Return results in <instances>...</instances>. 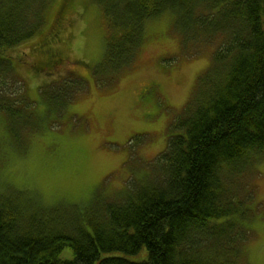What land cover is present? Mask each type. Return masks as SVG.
I'll return each mask as SVG.
<instances>
[{
	"label": "trees",
	"instance_id": "trees-1",
	"mask_svg": "<svg viewBox=\"0 0 264 264\" xmlns=\"http://www.w3.org/2000/svg\"><path fill=\"white\" fill-rule=\"evenodd\" d=\"M70 2L0 0V115L12 142L22 143L42 118L28 110L21 86L8 90L22 81L5 50L38 33L54 7L37 44L44 65L53 63L62 54L42 40L59 35ZM89 2L106 23L104 50L91 74L98 89L133 66L145 22L165 12L181 50L212 51L210 67L169 124L165 150L116 199L83 208L42 206L25 192L0 191V264H248L242 244L264 155V0ZM64 79L62 92L47 84L46 113L60 112L87 87L80 76ZM142 251L143 261L129 259Z\"/></svg>",
	"mask_w": 264,
	"mask_h": 264
},
{
	"label": "rangeland",
	"instance_id": "rangeland-1",
	"mask_svg": "<svg viewBox=\"0 0 264 264\" xmlns=\"http://www.w3.org/2000/svg\"><path fill=\"white\" fill-rule=\"evenodd\" d=\"M54 12V7L48 10V22L38 33L5 50L22 81L8 84V90L21 86L28 110L42 121L18 143L9 140L6 121L0 115V191L25 192L28 199L42 206L83 208L116 199L126 186L148 172L149 164L165 150L169 124L210 67L212 51L181 50L171 13L165 12L145 22L144 40L133 66L120 72L110 87L98 89L91 74L105 45L106 23L101 10L89 0H71L59 35L41 39L64 57L63 65L49 72L37 64L43 48L37 44L45 38ZM33 65L39 72L33 71ZM47 73L56 76L44 75ZM75 76L84 78L87 87L81 85L78 96L60 112L52 109L46 113L43 92L47 84L51 81L52 92H62L65 85L60 79ZM152 82L158 85L149 89ZM256 168L255 209L251 205L246 219L249 236L242 244L248 264H264V155ZM129 259L143 261L146 251Z\"/></svg>",
	"mask_w": 264,
	"mask_h": 264
},
{
	"label": "flooded vegetation",
	"instance_id": "flooded-vegetation-1",
	"mask_svg": "<svg viewBox=\"0 0 264 264\" xmlns=\"http://www.w3.org/2000/svg\"><path fill=\"white\" fill-rule=\"evenodd\" d=\"M46 49H50V48L47 47ZM44 58H45V61H46V57L45 56H44ZM63 63H64V57L63 56H60L58 59H54L53 63L52 62L47 63L48 65H44L42 59H40L37 62V64L40 67L45 66V70H48L49 72L55 71L58 67L62 66ZM34 67L36 68L37 66L35 65ZM156 85H158V83H156V82L148 83V88L150 89V87H153V86H156Z\"/></svg>",
	"mask_w": 264,
	"mask_h": 264
}]
</instances>
